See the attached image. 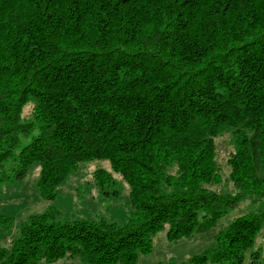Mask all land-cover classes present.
<instances>
[{
  "label": "trees",
  "instance_id": "trees-1",
  "mask_svg": "<svg viewBox=\"0 0 264 264\" xmlns=\"http://www.w3.org/2000/svg\"><path fill=\"white\" fill-rule=\"evenodd\" d=\"M226 134L236 195L207 188ZM22 138L14 178L39 164L46 201L108 161L134 212L124 225L61 222L52 206L20 226L0 214L6 237L17 230L0 264H137L167 227L170 241L210 230L264 199V0H0V168ZM94 179L110 195L113 175ZM263 224L264 210L238 218L181 264H243Z\"/></svg>",
  "mask_w": 264,
  "mask_h": 264
},
{
  "label": "rangeland",
  "instance_id": "rangeland-1",
  "mask_svg": "<svg viewBox=\"0 0 264 264\" xmlns=\"http://www.w3.org/2000/svg\"><path fill=\"white\" fill-rule=\"evenodd\" d=\"M25 108L23 115L29 114ZM32 136H36L33 133ZM30 138H22L15 150V158L0 168V214L12 217L16 225L27 222L30 217L43 214L52 206L59 213L58 221L105 220L109 223L124 225L129 222L134 212L130 200V187L119 173L112 170L108 161H93L80 166L58 189L57 197L53 201H46L40 194L38 183L41 167L34 164L23 180L14 178L18 166V156L28 145ZM217 162L220 166L222 183L207 185V188L224 194L236 195L233 184L229 181L231 167L230 157L233 154L231 136L224 135L216 139ZM105 169L113 175L114 187L109 190L110 195H104L94 179L95 171ZM264 210V199L256 196L246 197L241 205L227 214L217 224L203 233H196L178 241L168 239L169 227L153 239V252L150 255L139 256L137 264H181L190 258L204 252H212L216 247V235L227 229L236 219ZM17 236L14 229L11 237H6L0 228V245L10 248L12 239ZM259 252V262L264 264V224L251 249L245 254L243 264H252V254ZM39 264H85L81 259H64L56 263ZM213 264V263H210Z\"/></svg>",
  "mask_w": 264,
  "mask_h": 264
}]
</instances>
